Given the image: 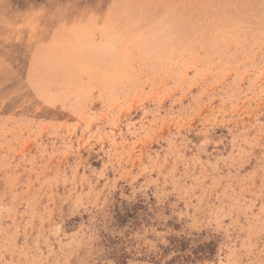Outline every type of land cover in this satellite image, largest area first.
<instances>
[{"label": "rangeland", "instance_id": "1", "mask_svg": "<svg viewBox=\"0 0 264 264\" xmlns=\"http://www.w3.org/2000/svg\"><path fill=\"white\" fill-rule=\"evenodd\" d=\"M169 263L264 264V0H0V264Z\"/></svg>", "mask_w": 264, "mask_h": 264}, {"label": "trees", "instance_id": "2", "mask_svg": "<svg viewBox=\"0 0 264 264\" xmlns=\"http://www.w3.org/2000/svg\"><path fill=\"white\" fill-rule=\"evenodd\" d=\"M170 263H171V262H170ZM170 263H169V264H170Z\"/></svg>", "mask_w": 264, "mask_h": 264}]
</instances>
